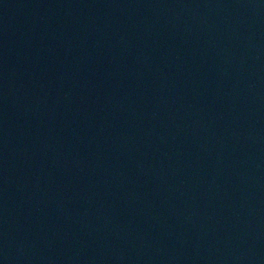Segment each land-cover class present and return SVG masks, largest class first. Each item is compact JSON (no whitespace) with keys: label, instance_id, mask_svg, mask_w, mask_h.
I'll return each mask as SVG.
<instances>
[{"label":"water","instance_id":"water-1","mask_svg":"<svg viewBox=\"0 0 264 264\" xmlns=\"http://www.w3.org/2000/svg\"><path fill=\"white\" fill-rule=\"evenodd\" d=\"M0 264H264V0H0Z\"/></svg>","mask_w":264,"mask_h":264}]
</instances>
